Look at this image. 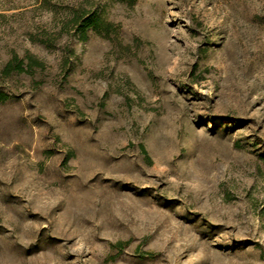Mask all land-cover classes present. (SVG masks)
<instances>
[{
  "label": "rangeland",
  "instance_id": "obj_1",
  "mask_svg": "<svg viewBox=\"0 0 264 264\" xmlns=\"http://www.w3.org/2000/svg\"><path fill=\"white\" fill-rule=\"evenodd\" d=\"M27 53L0 264H264V0H0V68Z\"/></svg>",
  "mask_w": 264,
  "mask_h": 264
},
{
  "label": "trees",
  "instance_id": "obj_2",
  "mask_svg": "<svg viewBox=\"0 0 264 264\" xmlns=\"http://www.w3.org/2000/svg\"><path fill=\"white\" fill-rule=\"evenodd\" d=\"M135 1V0H130ZM75 31L76 35L83 41L88 40L89 31L94 30L98 33L109 32L110 23H108L104 16L98 11L89 10L87 8L79 7L74 10L73 17L68 23ZM73 54L74 51L70 50ZM65 62L69 65V60L66 59ZM44 67L43 61H41L37 56L31 53H27L25 57L19 58L17 55L13 56L10 60L3 64L0 68V76L8 77L13 74L21 73H33L35 69ZM12 98L11 94L0 90V105Z\"/></svg>",
  "mask_w": 264,
  "mask_h": 264
}]
</instances>
